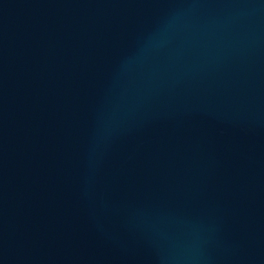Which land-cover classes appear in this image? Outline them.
I'll return each mask as SVG.
<instances>
[{
	"label": "water",
	"instance_id": "obj_1",
	"mask_svg": "<svg viewBox=\"0 0 264 264\" xmlns=\"http://www.w3.org/2000/svg\"><path fill=\"white\" fill-rule=\"evenodd\" d=\"M0 264H264V0H0Z\"/></svg>",
	"mask_w": 264,
	"mask_h": 264
}]
</instances>
